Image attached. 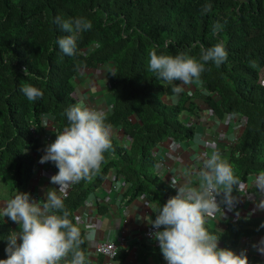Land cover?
Segmentation results:
<instances>
[{
  "label": "trees",
  "instance_id": "16d2710c",
  "mask_svg": "<svg viewBox=\"0 0 264 264\" xmlns=\"http://www.w3.org/2000/svg\"><path fill=\"white\" fill-rule=\"evenodd\" d=\"M57 16L92 23L80 34L75 56L65 55L56 43L67 35L55 23ZM216 24L221 30L212 35ZM216 43L225 46L228 59L219 68L208 62L201 82L184 85L179 93L173 91L179 81L158 80L148 70L150 50L198 59L201 46ZM250 61L258 67H251ZM99 66L109 67L106 123L121 130L130 143L123 147L111 137L112 150L105 153L101 171L92 182L73 185L64 198L73 223L76 209L110 169L123 179L126 203L140 194L158 205L167 201L165 195L175 196L154 172L158 163L153 149L166 139L178 145L191 140L194 125L187 120L199 113L209 112L218 120L236 118L240 131L226 160L238 184L264 172V0H0V198L3 189L23 190L32 176L37 136L46 129L41 115H51L57 132L62 131L65 109L78 103L79 74ZM24 83L41 89L43 97L28 101L20 91ZM164 97H172V103H165ZM9 223L0 215V259L7 258ZM262 224L264 218L239 220L223 233L205 226L234 250L240 237L264 234ZM81 248L85 253V242ZM149 249L163 264L160 247Z\"/></svg>",
  "mask_w": 264,
  "mask_h": 264
},
{
  "label": "clouds",
  "instance_id": "9594fccd",
  "mask_svg": "<svg viewBox=\"0 0 264 264\" xmlns=\"http://www.w3.org/2000/svg\"><path fill=\"white\" fill-rule=\"evenodd\" d=\"M205 11L210 10L206 6ZM59 29L67 33L58 37L56 43L67 56L77 53V41L82 32L89 31L92 23L82 17L65 19L55 18ZM221 26L212 27V35H217ZM228 59V52L222 43L204 48L200 56L183 54L165 55L155 49L149 52L148 70L156 74L158 80L173 83V91H183V85L199 84L205 65L213 62L219 68ZM250 66L258 67L256 61ZM28 75V69H24ZM20 91L30 102L43 97L38 87L29 83L22 84ZM67 125L56 133V139L46 146L40 163L53 162L58 172L51 176L50 182L58 185L46 191V198L39 201L29 193L19 192L10 198L0 215L8 217L19 225V230L11 232L5 249L6 259L0 264H89L81 245L91 240L94 232L85 226L82 235L80 221L73 223L65 207L64 197L68 187L81 181L92 182L105 163V153L112 150L111 127L106 123L103 111H97L78 102L65 109ZM46 114L41 115V126L49 127ZM40 126V127H41ZM35 127V126H33ZM198 184L179 183L172 177L171 187L177 194L158 206L148 204L155 212V219L149 223L155 229L151 234L159 242L160 250L168 264H249L246 252L237 254L234 250L219 246V237L206 228L208 218H214L221 210L216 197L223 193V202L233 206L235 197L232 192L238 181L233 168L222 158L218 150L211 152L203 160L198 171ZM256 184L264 193V172L260 173ZM264 210V200L257 204ZM260 227H264L262 224ZM258 251L264 254V239Z\"/></svg>",
  "mask_w": 264,
  "mask_h": 264
},
{
  "label": "crops",
  "instance_id": "0c3cea01",
  "mask_svg": "<svg viewBox=\"0 0 264 264\" xmlns=\"http://www.w3.org/2000/svg\"><path fill=\"white\" fill-rule=\"evenodd\" d=\"M108 76V66L82 70L76 88L78 102H83L90 109L103 111L106 117L111 105V97L106 86ZM165 98H171L170 103H172V97ZM236 121L235 117L229 116L218 120L209 112L189 117L187 123L194 125V137L191 140L178 145L176 141L166 139L153 149V156L158 163L156 165L158 177L175 192L177 188L171 187L173 176L181 184L191 182L194 186L197 185L196 174L203 167V160L212 151L218 150L222 158L227 159L231 144L235 142L240 131ZM111 137L120 146H129L130 142L121 130L111 127ZM37 138L39 150L38 153L33 154L35 165L30 180L21 191L13 193L5 189L1 191L0 211L9 199L19 192L29 193L31 198L39 201L46 198L45 193L48 189L58 190L59 186L50 182L51 176L58 172V168L51 161L40 163L46 146L53 142L56 136L51 137L48 132H44ZM257 178L251 177L246 184H238L234 187L232 196L235 200L231 207L223 202V193L218 195L216 199L220 203L221 210L215 214L214 218L207 219L206 226L223 233L228 224L236 221L264 218V210L257 208L258 202L264 200V193L260 192L256 184ZM126 190L123 179L110 169L102 184L89 193L84 204L74 212L75 223L77 220L81 222L79 226L84 234L86 225L91 226V231L94 232L90 241L85 240V256L89 264H103V257L95 251L96 244L102 240H111L118 244L121 258L116 259L115 264H143L144 260L146 261L144 264H159L157 254L149 249L159 244L151 242L144 236L147 227L151 225L149 220L155 219V212L148 204L158 206V203L149 201L144 194L126 203L123 198ZM169 198V195L164 196L166 200ZM3 218L10 222V232L19 230L17 223L8 217ZM262 239L264 234L242 236L234 251L237 254L246 252L249 260L264 264V254L258 251V247H254L259 245ZM219 246L228 248L230 243L219 242ZM163 264H168L164 257Z\"/></svg>",
  "mask_w": 264,
  "mask_h": 264
},
{
  "label": "built area",
  "instance_id": "2783aa9c",
  "mask_svg": "<svg viewBox=\"0 0 264 264\" xmlns=\"http://www.w3.org/2000/svg\"><path fill=\"white\" fill-rule=\"evenodd\" d=\"M47 117L49 119L50 125L45 129V133L48 132L51 135V137L52 135L56 136V133L58 132L54 118L51 115H47ZM31 132L32 133L34 132L33 128H31ZM71 189L72 186L70 185L66 191L64 198H66L69 195ZM154 231L155 229L152 227V225H149L144 233V236L147 239L151 240V242L159 244V242L154 240L151 235ZM95 251L103 257V264H115L119 252V246L114 241L102 240L96 244Z\"/></svg>",
  "mask_w": 264,
  "mask_h": 264
},
{
  "label": "rangeland",
  "instance_id": "374dc122",
  "mask_svg": "<svg viewBox=\"0 0 264 264\" xmlns=\"http://www.w3.org/2000/svg\"><path fill=\"white\" fill-rule=\"evenodd\" d=\"M263 74H264V72H263V70H261V72H260V76H262ZM182 88L184 89L185 87L182 86ZM176 97H177V96H176ZM173 98H175V97H173ZM170 99H171V98H170ZM170 99H169V98H165V97L163 98L164 102H165V103H168V104H171V103H170ZM233 145H235V142L231 144V146H233ZM154 169H155V170H154L155 174H157V166H155Z\"/></svg>",
  "mask_w": 264,
  "mask_h": 264
},
{
  "label": "water",
  "instance_id": "95a60500",
  "mask_svg": "<svg viewBox=\"0 0 264 264\" xmlns=\"http://www.w3.org/2000/svg\"><path fill=\"white\" fill-rule=\"evenodd\" d=\"M166 198H167V196H166Z\"/></svg>",
  "mask_w": 264,
  "mask_h": 264
}]
</instances>
